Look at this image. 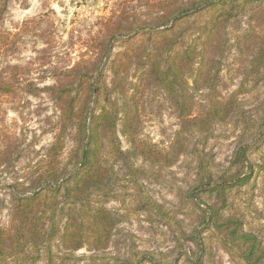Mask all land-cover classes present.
Segmentation results:
<instances>
[{
	"label": "rangeland",
	"instance_id": "374dc122",
	"mask_svg": "<svg viewBox=\"0 0 264 264\" xmlns=\"http://www.w3.org/2000/svg\"><path fill=\"white\" fill-rule=\"evenodd\" d=\"M157 1L0 0V31L7 34L6 41L0 42V81L9 79L18 89L14 95L0 93L1 226L9 224L12 197L28 191L41 173L43 157L60 129L58 109L47 88L81 58L87 62L94 58L105 26L111 27L127 15L144 20L152 15ZM263 44L264 28L246 13L231 20L203 54L210 75L193 93L196 108L202 110L210 96L217 100L235 96L241 112L238 118L212 125L206 137L189 134L185 151L173 163L169 164L177 149L174 133L178 113L162 92L146 85L140 89L137 104L141 135L157 146L166 161L149 164L133 160L140 175L132 184L123 161L116 162L111 173L112 192L104 202L116 218L107 248L69 252L52 241L53 264H191L198 251L197 241L205 264H240L203 222L214 197H194L191 192L201 176V159L215 179L241 173L236 152L254 141L253 134L259 129L249 117H257L264 107V66L258 76H248L254 74L252 61ZM119 49L115 45L112 54ZM102 69L109 84L105 59ZM244 118L252 125L248 129L241 124ZM117 129L122 148L128 149L119 124ZM65 134H70L69 130ZM259 143L260 140L256 144ZM70 145L67 136L58 159L64 174L71 169L67 154ZM244 158L243 171L247 165L264 163V145L261 149L247 148ZM249 195L243 186L234 191L232 203L245 212L247 226L260 233L264 244V208L256 193L246 208ZM147 200L149 204H145ZM33 264H47L45 253L38 255Z\"/></svg>",
	"mask_w": 264,
	"mask_h": 264
},
{
	"label": "trees",
	"instance_id": "16d2710c",
	"mask_svg": "<svg viewBox=\"0 0 264 264\" xmlns=\"http://www.w3.org/2000/svg\"><path fill=\"white\" fill-rule=\"evenodd\" d=\"M151 12L144 20L125 14L111 27L105 26L94 58L90 62L81 58L47 88L58 109L60 129L43 157L41 173L33 186L11 199L9 224L0 225V264H33L41 253H45L47 264H53L52 241L69 252L107 248L116 218L104 202L114 185L111 173L115 163L123 161L132 184L140 175L133 160L149 164L166 161L157 146L141 135L137 103L143 86L162 92L178 113L174 133L177 149L169 164L185 151L189 134L206 137L215 123L239 117L235 96L226 100L210 96L200 110L193 93L210 75L203 54L231 20L248 13L264 28V0H159ZM6 39L7 34L0 31V42ZM115 45L120 49L112 54ZM104 59L110 72L109 84L102 69ZM261 66L264 44L254 55V74L248 76H258ZM208 85L211 94V82ZM17 90L13 81H0V93L14 95ZM262 111L257 117H249L259 129L253 134L254 141L236 152L241 173L215 179L201 159V176L191 192L194 197H214L203 222L240 264H264L260 233L247 226L245 212L232 203L234 191L246 186L251 195L246 208L252 204L254 193L264 208V163L247 165L243 171L245 150L264 145V107ZM250 120H241L245 129L251 125ZM118 124L128 149L121 146ZM68 130L70 134H65ZM67 136L71 141L67 151L71 169L64 174L58 159ZM259 140L261 143L256 144ZM196 246L198 251L191 264H205L200 241Z\"/></svg>",
	"mask_w": 264,
	"mask_h": 264
}]
</instances>
